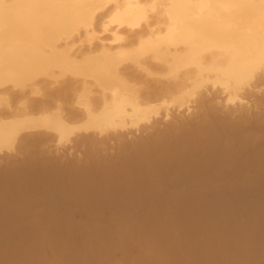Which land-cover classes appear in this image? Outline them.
Listing matches in <instances>:
<instances>
[{
    "label": "bare ground",
    "instance_id": "6f19581e",
    "mask_svg": "<svg viewBox=\"0 0 264 264\" xmlns=\"http://www.w3.org/2000/svg\"><path fill=\"white\" fill-rule=\"evenodd\" d=\"M262 202L264 0H0L4 264H229Z\"/></svg>",
    "mask_w": 264,
    "mask_h": 264
},
{
    "label": "rangeland",
    "instance_id": "374dc122",
    "mask_svg": "<svg viewBox=\"0 0 264 264\" xmlns=\"http://www.w3.org/2000/svg\"><path fill=\"white\" fill-rule=\"evenodd\" d=\"M50 145H51V144H50ZM40 147H41V146H40ZM40 147H39V148H40ZM262 203H263V202H262ZM262 203L257 204V208H255V210H254L253 206H250V207H252V210H254V212L256 211V209H257V211H258V209H260L258 212H255V214H254V212H253L252 210L250 211V208H249V207H248L249 209H247V210H249L248 212H251V213H249V215H250V214H251V216H254V215H255V217H254V220H255V221H254L252 218H248V217H250V216H247V215H246L248 212H245L246 210H245V211L243 210L244 208H247V207H244V206H246L247 204H242V205H244V206H242L243 209L241 208V205H238V206L240 207L239 210H243L244 213H242V211H241V213H240V214H241L240 216H242V218H240V216H238L239 214H238V215L236 214L238 217L235 216V218H236V219H237V218H240V219H241V221H239L240 219H239V220L237 219V223L240 224V222H241V223H245V222H246V225L249 223L248 225L251 226V225L254 224V222H255V224L252 225L251 228H252L253 226L255 227V225H256V227L258 228V230L256 229V227L254 228V229H256V231H258V232H255V231H254L255 234L257 233V236L252 237V236L255 235V234H253L254 232H250V233L253 234V235L251 234V235H252L251 237H252L253 240H251V237H250V239L247 240V241H248V242H247V243H248L247 245H248L249 248L247 247L246 250H248V252L246 253V250H245L243 254L246 253L245 255H248V257L243 255L244 258H245V259L243 258V259H244V264H248V263H250V261H252L250 264H252L253 261H254V263L256 262L255 264H258V263L260 264V262H262V260L264 259V256H263V255H264V247H263L264 244H263V242H262V241H264V231H263L264 228H262L263 230L261 229L262 231H260V227L262 226V224H263V226H264V219H263V218H264V216H263V215H264V211H263L264 209L262 210V207H264V203H263V205H262ZM259 205H261V206H259ZM247 206H249V205H247ZM258 206L261 207V208H258ZM235 207H236V206L233 207V210H232L233 213L235 212L234 209H238V208H239V207H236V208H235ZM254 207H256V205H255ZM237 211H238V210H237ZM239 212H240V211H239ZM252 212H253V213H252ZM233 213L231 214V212H230L231 215H233ZM244 214H245V215H244ZM252 214H253V215H252ZM259 214H260V215H259ZM231 215H230V217H231ZM234 215H235V214H234ZM243 215H244V216H247V217L245 218V217H243ZM256 215H259L260 217H258V216H256ZM233 217H234V216H233ZM231 218H232V217H231ZM247 218H248V222H247ZM261 218H262L263 220H262ZM251 219H252V220H251ZM245 220H246V221H245ZM249 220H251V222H250ZM259 220H260V221H259ZM200 221H201V220H200ZM200 221L197 220L196 222H198V223H192V226H195V227H196V225L198 224L199 227L197 226L198 228L196 227V229H193V230H192V231L195 230V231L193 232L194 234L191 232L192 235H195V236L197 235L196 237L199 238V239L202 238V237L204 236V233H205V232H204V227H205V225L203 226V224H206V223H204V222L202 223V222H200ZM202 221H203V220H202ZM238 221H239V222H238ZM260 223H262V224L260 225ZM193 224H196V225H193ZM238 224H236V228H235V227H234V228H231V227L233 226V224H230V225H231L230 228H231V229H234V231H237V233H238V235H239L240 232H239L238 230H236V229L240 228L241 226H243V225H245V224H240V227L237 226ZM257 224H258V225H257ZM201 225H202V228H201ZM249 226H247V227H249ZM258 226H259V227H258ZM195 227H194V228H195ZM247 227H246V226L243 227V228L245 229V231H246L247 229H248V230L251 229V228H247ZM231 229H230V230H231ZM254 229H252V230H254ZM196 230H197V231H196ZM230 230H229V232H227V234H228L227 236H229V235L232 236V238L235 239L234 242L236 243V242H237V236H238V235L236 234V232L234 233V232H232V230H231V231H230ZM202 232H204V233H203L202 236H201V233H202ZM246 232H247V233H246ZM246 232H245L246 235H249V234H250L248 231H246ZM260 232H261V234L263 233V235L260 234V236H259V233H260ZM206 233H207V232H206ZM206 233H205V235H206ZM235 234L237 235L236 237H235ZM198 235H199V236H198ZM207 235H209V234L207 233ZM156 236H158V235L156 234ZM200 236H201V237H200ZM249 236H250V235H249ZM249 236H248V238H249ZM257 237H261V239H262V241L259 240V242L262 243V244L259 245V246H260L259 249H258L257 246H254V243H253V244L251 243V242H254V240H255V245H257V244L259 243V242H258V239H260V238L256 239ZM158 238H159V237H158ZM226 238H227V239H226L225 241H226V244H227V243H228V244L225 245V246H226V248H230V247H231V249H230L228 252H229V253L231 254V256L233 257V258H231V260L234 261V262L232 263L231 260H229L231 263H229V262H228V263H229V264H236V263H238V261H236L237 259H236V260H233V259H234L235 257L239 256V254H238L239 252H236L237 250L235 251V247H234L235 244L233 243V239H232V238L230 239V237H229V238L226 237ZM228 239H229V240H228ZM203 240H205V239H203ZM227 240H228V241H227ZM230 240H231V241H230ZM256 241H257V242H256ZM230 242H232V243H230ZM154 243H157V244H158L159 242H158V240L156 239ZM249 243H251V244H249ZM256 243H257V244H256ZM122 244H124V243H122ZM122 244H121V248H124L125 246L123 247ZM233 244H234V245H233ZM124 245H125V244H124ZM229 245H230V246H229ZM250 245H253L254 247H252V246L250 247ZM126 246H127V248H126V247H125V248L128 249V247H129L130 245H129V246L126 245ZM132 246H133V248H132ZM132 246H131L130 248L135 249L136 246H135V247H134V245H132ZM2 247H3V246L0 245V252H1V250H2V255H3L4 253H3V249H2ZM154 247L156 248L155 245H154ZM255 247H256L257 249H256ZM126 249H124V250H126ZM132 249H130V251L133 252V253H132L133 255L131 254V255H132V258H131L132 263L136 264V263H139L140 261H143V260L140 258V257H142V256L139 257L138 255H136L138 248H136L137 250H136V249H135V250H132ZM119 250H120V249H118V252L116 253V252L114 251V249H113V250H112L111 257H109V258L112 259V260L109 259V260H111V262L109 263V262H108L109 260H107L105 263H106V264H107V263H108V264H112V263H113V264H124V256H123L124 254H121V253H123V252H121L123 249H122L121 251H119ZM257 250H260V251H261V252H260V251L258 252L259 254L261 253V254H260L261 256H259V254L256 253ZM119 252H121V253H119ZM234 253H235V255H236V256L234 255L235 257L233 256ZM241 253H242V252H241ZM248 253H250V254H248ZM251 253H252V255H251ZM0 254H1V253H0ZM249 255H251V256L249 257ZM253 255H255V256H253ZM257 255H258V256H257ZM189 256H190V255H189ZM189 256H187V259H186L185 264H194V263H195V264H200L201 262H204V263H205L204 260H203V261H200L201 258L198 257V256H195V257H198V258H195V259H194V256H192V258H191V256H190V257H189ZM3 257H4V256H1V257H0V264H4V262H3V259H4V258H3ZM130 257H131V256H130ZM253 257H254V258H253ZM259 257H260V259H259ZM133 258H134L136 261H137L138 259H139V260L141 259V260H140V261L138 260V262L135 263V261H133V260H134ZM136 258H137V259H136ZM189 258H190V259H189ZM256 258H258V259H256ZM107 259H108V258H107ZM156 260H157V261H156ZM158 260H159V259H157V258L155 259V261L157 262V264H158V263L160 264V261L158 262ZM256 260H257V261H256ZM258 260H259L260 262H259ZM155 261L153 260V262H155ZM192 261H193V262H192ZM195 261H196V262H195ZM198 261H199V262H198ZM235 261H236V262H235ZM197 262H198V263H197ZM105 263L103 262V264H105ZM132 263H131V264H132ZM143 263H144V262H140L139 264H143ZM146 263H147V262H146ZM254 263H253V264H254ZM100 264H102V263H100ZM153 264H156V263H153ZM161 264H162V263H161ZM219 264H227V263H219ZM261 264H262V263H261ZM263 264H264V261H263Z\"/></svg>",
    "mask_w": 264,
    "mask_h": 264
}]
</instances>
